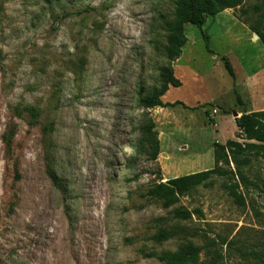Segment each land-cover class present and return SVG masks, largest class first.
I'll list each match as a JSON object with an SVG mask.
<instances>
[{"label": "rangeland", "instance_id": "374dc122", "mask_svg": "<svg viewBox=\"0 0 264 264\" xmlns=\"http://www.w3.org/2000/svg\"><path fill=\"white\" fill-rule=\"evenodd\" d=\"M176 1L0 0V264H164L157 255L189 244L196 264H264V161L170 209L147 196L159 171L167 182L214 169L215 143L247 144L234 112L264 111V47L244 23L264 20V0H244L207 19L208 44L186 27L172 65L182 87L163 99L182 105L148 111L157 163L136 153Z\"/></svg>", "mask_w": 264, "mask_h": 264}, {"label": "trees", "instance_id": "16d2710c", "mask_svg": "<svg viewBox=\"0 0 264 264\" xmlns=\"http://www.w3.org/2000/svg\"><path fill=\"white\" fill-rule=\"evenodd\" d=\"M244 0H177L172 20L167 23L166 44L162 49L163 57L166 58L168 65L159 69V85L150 94L140 99V107L145 110L143 121L139 132L141 139L136 145L135 151L140 156L155 164L161 154V142L156 130V124L149 110L162 108H176L182 105L181 102L165 103L164 97L171 88H181L182 83L176 77L172 65L181 59L184 49L189 44L186 35V27L193 25L197 27L203 35L204 41L208 44L209 37L205 34L203 27L209 17H216L227 10H234L241 7ZM249 30L259 37L264 47V20L250 22L244 20ZM210 54L215 55L213 51ZM222 61L230 74L235 79V71L228 58L224 57ZM2 58L0 55V64ZM241 102V99L239 98ZM32 118L37 120L39 112L34 108H28ZM236 124L240 132L239 139L247 141L242 144L237 140H230L226 144H214L215 168L175 178L163 182L162 173L159 171L160 182L150 188L147 196L151 199L162 202L165 209L180 203V199L192 193L198 187L206 185L213 178L226 177L228 175H237L246 182L243 172L244 167L251 166L254 162L264 161V111L245 113ZM231 165L236 167V173L229 168ZM233 198L243 204V198L236 191L230 188ZM175 217L180 220H189L191 213L185 210H177ZM168 235H159L153 238L157 242L166 241ZM200 250L192 244L182 247L177 252H165L157 255L158 259L164 264H196L199 259Z\"/></svg>", "mask_w": 264, "mask_h": 264}, {"label": "water", "instance_id": "95a60500", "mask_svg": "<svg viewBox=\"0 0 264 264\" xmlns=\"http://www.w3.org/2000/svg\"><path fill=\"white\" fill-rule=\"evenodd\" d=\"M256 37L259 39V37L257 35H256ZM234 117H235V119H239L240 118L239 114L237 112H234Z\"/></svg>", "mask_w": 264, "mask_h": 264}, {"label": "crops", "instance_id": "0c3cea01", "mask_svg": "<svg viewBox=\"0 0 264 264\" xmlns=\"http://www.w3.org/2000/svg\"><path fill=\"white\" fill-rule=\"evenodd\" d=\"M253 40H254L255 43H258V42H259V39H258L257 37H254ZM165 103H166V102H165ZM160 109H162V108H160ZM217 143H218V142H217ZM220 144H222V143H220ZM225 144H226V143H225Z\"/></svg>", "mask_w": 264, "mask_h": 264}, {"label": "built area", "instance_id": "2783aa9c", "mask_svg": "<svg viewBox=\"0 0 264 264\" xmlns=\"http://www.w3.org/2000/svg\"><path fill=\"white\" fill-rule=\"evenodd\" d=\"M218 114V111L217 110H214L213 111V115L215 116V115H217Z\"/></svg>", "mask_w": 264, "mask_h": 264}, {"label": "bare ground", "instance_id": "6f19581e", "mask_svg": "<svg viewBox=\"0 0 264 264\" xmlns=\"http://www.w3.org/2000/svg\"><path fill=\"white\" fill-rule=\"evenodd\" d=\"M256 37V36H255Z\"/></svg>", "mask_w": 264, "mask_h": 264}]
</instances>
